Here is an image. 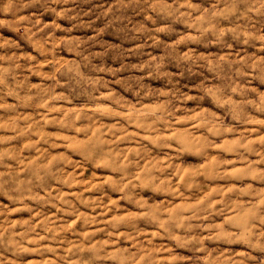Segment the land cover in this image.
I'll list each match as a JSON object with an SVG mask.
<instances>
[{
  "label": "clouds",
  "instance_id": "1",
  "mask_svg": "<svg viewBox=\"0 0 264 264\" xmlns=\"http://www.w3.org/2000/svg\"><path fill=\"white\" fill-rule=\"evenodd\" d=\"M0 264H264V0H0Z\"/></svg>",
  "mask_w": 264,
  "mask_h": 264
}]
</instances>
